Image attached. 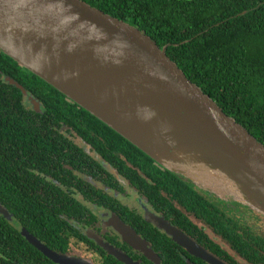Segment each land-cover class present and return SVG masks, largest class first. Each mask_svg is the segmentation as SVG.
Listing matches in <instances>:
<instances>
[{"label": "flooded vegetation", "instance_id": "obj_1", "mask_svg": "<svg viewBox=\"0 0 264 264\" xmlns=\"http://www.w3.org/2000/svg\"><path fill=\"white\" fill-rule=\"evenodd\" d=\"M4 81L24 97L8 89L17 133L0 151L24 181L20 200L0 204V264H264L260 212L169 174L58 94V111L34 118L35 138L26 142L16 100L38 115L41 103ZM35 155L44 158L39 168Z\"/></svg>", "mask_w": 264, "mask_h": 264}, {"label": "water", "instance_id": "obj_2", "mask_svg": "<svg viewBox=\"0 0 264 264\" xmlns=\"http://www.w3.org/2000/svg\"><path fill=\"white\" fill-rule=\"evenodd\" d=\"M6 42L10 48L16 44L31 48L36 43L59 47L70 56L115 72L205 157L191 153L184 159L171 150L164 152L134 128L102 115L49 73L20 60ZM0 51L177 177L264 214V146L224 114L168 59L165 48L159 49L142 31L81 0H0ZM218 180L238 193L215 185Z\"/></svg>", "mask_w": 264, "mask_h": 264}, {"label": "trees", "instance_id": "obj_3", "mask_svg": "<svg viewBox=\"0 0 264 264\" xmlns=\"http://www.w3.org/2000/svg\"><path fill=\"white\" fill-rule=\"evenodd\" d=\"M81 1L142 31L159 49L165 48L168 59L189 81L264 146V0ZM7 77L41 103L38 115L33 111L23 112L16 100L20 112L15 118L16 125L30 129L28 134L21 133L26 142L35 138L38 126L33 125L34 118L48 119L52 115L46 114L58 111L54 94L65 97L0 51V149L17 133L9 129V111L16 106L8 107V89H14L17 99L24 97L4 81ZM24 148L25 145L21 147ZM9 158L8 152L0 151V204L6 208L20 200L18 191L24 181V176L20 177L10 166ZM42 160L44 158L39 155L31 157V166L39 168ZM187 183L212 194L194 183Z\"/></svg>", "mask_w": 264, "mask_h": 264}, {"label": "bare ground", "instance_id": "obj_4", "mask_svg": "<svg viewBox=\"0 0 264 264\" xmlns=\"http://www.w3.org/2000/svg\"><path fill=\"white\" fill-rule=\"evenodd\" d=\"M9 47L8 42L5 43ZM10 48V47H9ZM20 60L49 73L60 83L79 94L102 115L117 119L129 126L147 141H152L164 152L189 158L191 153L205 155L180 134L161 113L143 99L127 81L101 66H95L76 56H70L62 48L44 47L36 43L10 48Z\"/></svg>", "mask_w": 264, "mask_h": 264}, {"label": "rangeland", "instance_id": "obj_5", "mask_svg": "<svg viewBox=\"0 0 264 264\" xmlns=\"http://www.w3.org/2000/svg\"><path fill=\"white\" fill-rule=\"evenodd\" d=\"M165 161H167L166 158H165ZM209 182H210V181H209ZM214 184H215V185L221 184V186H222L223 188L228 189V190H230L231 192L238 193L237 190H236L234 187L229 186L228 183L225 184V183H222V182H220V181L218 180V181H217L216 183H214ZM240 198H241V197H240ZM262 216H264V214H262ZM170 230H171L170 228H168V227L166 228V231H167L172 237H175V234L172 233Z\"/></svg>", "mask_w": 264, "mask_h": 264}]
</instances>
